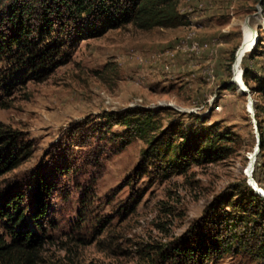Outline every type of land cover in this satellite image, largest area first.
<instances>
[{"label":"rangeland","instance_id":"obj_1","mask_svg":"<svg viewBox=\"0 0 264 264\" xmlns=\"http://www.w3.org/2000/svg\"><path fill=\"white\" fill-rule=\"evenodd\" d=\"M179 3L189 26L129 25L82 41L44 82L0 62V123L32 147L19 168L0 178V193L31 194L38 172L55 187L41 222L38 264H144L147 254L155 257L201 226L205 211L244 180L249 186L246 173L264 195V91L252 81V93L243 80L247 68L264 85V1ZM248 25L256 41L240 58ZM234 67L243 89L230 88ZM138 107L154 114L171 109L157 117L162 130L190 126L191 115L206 117L230 136L233 153L184 175L164 172L158 161L141 170L149 144L134 139L121 148L124 127L99 130L106 113ZM255 253L238 249L209 264H264Z\"/></svg>","mask_w":264,"mask_h":264},{"label":"trees","instance_id":"obj_2","mask_svg":"<svg viewBox=\"0 0 264 264\" xmlns=\"http://www.w3.org/2000/svg\"><path fill=\"white\" fill-rule=\"evenodd\" d=\"M179 5V0H0V62L10 60L31 73L34 81L44 82L82 41L129 25L140 31L189 26L190 20ZM243 72L252 93L256 92L252 81L264 91L261 79L247 68ZM169 110L162 108L154 114L138 107L106 113L99 130L124 127L121 148L134 139L149 144L142 153L141 170L145 162L153 165L152 161H158L164 172L184 175L193 166H207L232 155L230 136L207 125L206 117L191 115L194 121L190 126L171 123L162 130L157 117ZM31 152L20 132L0 123V178L19 168ZM46 174H36L29 195L17 189L0 193V228L7 233L0 235V264H38L44 243L41 222L55 188ZM234 190L205 211L201 226H193L170 249L158 248L155 257L147 254L144 264H209L238 249L254 251L264 262V198L245 180Z\"/></svg>","mask_w":264,"mask_h":264},{"label":"bare ground","instance_id":"obj_3","mask_svg":"<svg viewBox=\"0 0 264 264\" xmlns=\"http://www.w3.org/2000/svg\"><path fill=\"white\" fill-rule=\"evenodd\" d=\"M244 34H245V43H244V47H243V49H242V51L240 53V58L249 49H252L254 47L255 41H256L255 28H253L251 25H248V27H246V29L244 31ZM191 50H192V52H197V50H195V48H192Z\"/></svg>","mask_w":264,"mask_h":264},{"label":"water","instance_id":"obj_4","mask_svg":"<svg viewBox=\"0 0 264 264\" xmlns=\"http://www.w3.org/2000/svg\"><path fill=\"white\" fill-rule=\"evenodd\" d=\"M248 23V22H247ZM237 60V59H236ZM236 66V65H235ZM236 70H238V67H236V69H235V67H234V78H233V80H232V82H231V84H234V85H238L241 89H243L242 88V86H240V84H239V77H238V75H237V71ZM243 92H246V91H244L243 90ZM252 103H250L249 104V106L251 105ZM248 106V107H249ZM252 106V105H251ZM249 109V108H248ZM250 110V109H249ZM250 113H251V111H249ZM259 151V148H257L256 150H255V153L256 152H258ZM249 166V165H248ZM251 175H253V168H252V170H251V173H250ZM246 176H247V179H248V185L254 190V192L258 195V196H260V197H262V198H264V195L262 194V193H260L259 191H256V189H255V187L250 183V180H249V174L248 173H246Z\"/></svg>","mask_w":264,"mask_h":264}]
</instances>
